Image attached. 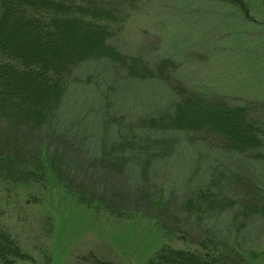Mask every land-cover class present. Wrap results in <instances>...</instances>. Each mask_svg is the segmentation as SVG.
<instances>
[{
    "label": "rangeland",
    "instance_id": "obj_1",
    "mask_svg": "<svg viewBox=\"0 0 264 264\" xmlns=\"http://www.w3.org/2000/svg\"><path fill=\"white\" fill-rule=\"evenodd\" d=\"M244 1L250 18L227 0H135L137 9L108 39L127 66L104 57L74 66L52 119L54 127L50 134L39 136L52 151L65 143L62 151L82 153L76 165L80 170H71L75 167L71 159L61 169L63 177L72 174L82 181L81 170L92 167L86 157L99 154L100 139L105 140L107 150L113 143L118 147V124L112 116L122 118L120 128L126 136L134 133L136 144L142 130L154 134L147 125H137V120L171 111L173 102L182 96L177 91L180 88L221 96L231 105H248L264 121V0ZM132 57L139 60L131 63ZM166 58L174 65L162 75L157 67ZM60 128L64 139L55 132ZM160 134L173 136L176 148L149 165L142 185L132 184L134 157L122 172L97 163L87 174L105 179L102 193L104 197L117 195L118 211H125L119 209L121 205L138 210L130 216L119 215L97 201L79 202L72 188L47 173L39 182L0 181V225L33 258V264H68L89 252L114 264H147L163 244L187 247L185 241L214 233L238 246L243 258L239 264H264V217L241 214L236 200L239 190L228 174L222 193L215 197L221 204L228 203L226 207L211 209L201 219L180 210L181 199L191 189L208 185L211 173L230 172V168L251 176L264 192V159L215 154L198 145L190 133L162 129ZM261 152L264 155V147ZM89 186L100 189L98 183ZM154 199L162 204L161 211L170 213L171 218H165L168 230H177L184 238L166 233L157 225L158 219L140 213L138 208L150 206Z\"/></svg>",
    "mask_w": 264,
    "mask_h": 264
},
{
    "label": "trees",
    "instance_id": "obj_2",
    "mask_svg": "<svg viewBox=\"0 0 264 264\" xmlns=\"http://www.w3.org/2000/svg\"><path fill=\"white\" fill-rule=\"evenodd\" d=\"M227 1L237 6L246 18L251 17L244 0ZM136 9L135 0H0V181L26 184L29 181L39 182L46 179L47 173H54L56 178L72 188L79 202L90 205L97 201L119 215L130 216L138 210L129 211L121 205L123 208L119 209L125 211H118L117 195L110 193L109 197H104L105 193H102L105 179L91 178L87 174L94 171L97 163L103 167L108 164L122 172L128 169L125 164L130 157H134L137 160L133 166L135 176L132 184L142 185L149 165L176 148L177 140L173 136L160 137L162 129L190 133L198 145L206 146L215 154L230 157L251 155L256 160L264 159L261 152L264 147V121L254 115L248 105H231L224 97L180 88L177 91L182 96L173 102L171 111L137 120V125L141 128L147 125L154 130V134L142 130L136 144L134 133L132 137L126 136L120 128L119 123L124 122L122 118L112 116L118 124L115 129L117 139L121 140L118 147L113 143L115 140L109 141L113 145L107 150L105 140L100 139L98 143L102 147H98L99 154L86 157L92 169L81 170L82 181H77L72 174L63 177L61 169L71 159V164L75 165L71 170H80L76 165L82 153L79 156L68 154L67 149L62 151L65 143L52 151L48 143H41L39 136L50 134L49 129L54 127L52 119L65 94L66 78L74 66L100 57L123 61L127 66L125 57L108 39L121 30ZM137 60L132 57L130 61L134 63ZM173 65L174 62L166 58L161 60L157 69L163 75ZM63 130H55L61 133L62 139L65 137ZM131 151H135L134 155L128 154ZM211 174L208 185L194 187L181 199L180 210L183 213L201 219L211 209L226 207L228 203L221 204L215 197L222 193L224 178L228 174L236 181L239 190L236 200L242 207L241 214L245 218L252 215L264 217V192L251 176L232 168L230 172L225 170L224 173ZM90 183L94 186L98 183L100 189L93 190ZM150 206L138 209L143 215L158 219L157 225L166 233L173 232L177 239L185 237L178 235L177 230H168L165 218H169L167 214L170 213L161 211L162 204L160 207L154 199ZM185 242L187 247L163 244L147 264H239L243 260L238 246L229 242L223 234H202ZM24 261L32 263L34 260L0 225V264H21ZM68 264L114 263L89 252Z\"/></svg>",
    "mask_w": 264,
    "mask_h": 264
}]
</instances>
